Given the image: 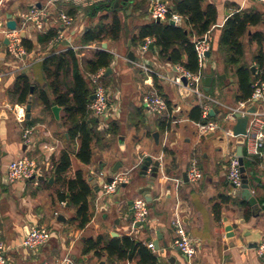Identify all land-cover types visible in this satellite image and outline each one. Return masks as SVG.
Instances as JSON below:
<instances>
[{
    "label": "crops",
    "instance_id": "0c3cea01",
    "mask_svg": "<svg viewBox=\"0 0 264 264\" xmlns=\"http://www.w3.org/2000/svg\"><path fill=\"white\" fill-rule=\"evenodd\" d=\"M165 1L169 8L174 5V0ZM135 3L136 0H130L121 2L119 6L118 14L122 18L123 29L118 39L107 37L101 43L88 45L83 44V36L103 15L107 23L111 22L110 10H91L94 5L83 7L64 0H4L0 8V21L5 24L0 26V238L7 247V264L57 262L66 255H70L76 264H139L142 260L141 254L133 259L111 261L105 252L100 255L95 251L84 252L87 240L99 236L106 239L129 236L136 240L140 248L150 249L157 264H264L263 257L257 252L258 245L264 242V148L261 157L250 158L246 146H243L250 188L260 208L258 215L253 216L251 206L238 192L240 188H235L227 179L229 153L234 149L238 153L237 139L228 141L222 130L207 135L199 134L195 124L199 120H193L189 115L194 106L200 105L199 99L194 95L182 94V88L170 80L178 73L177 64L170 58H160L155 44L154 49L148 51L141 49V43L133 44L139 28L156 21L150 15L153 0L147 2L143 9H136ZM209 3L217 9V22L210 28L211 37L217 36L227 18L240 9L252 7L264 12V2L207 0L204 7ZM32 4L47 8L50 14L45 19L43 29L30 25L22 32V41L30 40L33 47L28 49L22 42L25 54L18 58L9 51V43H5L8 39L6 21L10 15L12 19L18 20L19 27L23 15ZM61 13L74 18L70 26L63 25ZM175 25L185 28L188 36L192 40L196 39L194 34L191 36L189 33L183 15L182 20ZM52 29H57V32L61 30L63 40L39 43L38 35ZM256 30L264 31V24L251 27L243 38L246 60L249 62H252L257 52V44L248 41ZM147 40L154 43L155 38ZM69 48L77 51L80 70L90 81L94 73L88 67L89 59L99 50L108 51L113 56L108 68H100L105 70L102 82L109 94L110 110L101 117L92 115L97 118L98 129L105 131L110 123L116 122L118 133L108 134L103 148L96 145L90 164L81 162L76 156L80 142L69 141L62 106L55 104L61 107L60 118L57 119L52 108L46 110L40 101H36L35 94L28 118V103H18L17 97L12 99L9 95L17 77L22 74L29 77L33 83L32 89L36 85L47 87L44 60ZM130 51L134 52V61L128 55ZM142 65L149 66L153 72L145 71ZM210 72L214 73L211 76L215 87L214 95L210 96L219 103L212 105L210 110L211 116L217 114V118L208 119L220 121L229 127L234 122L226 117L230 109L241 102L236 100V78L232 73L226 74L223 62L213 56L211 51L205 74L210 75ZM154 76H157V82ZM66 77L62 76L64 84L72 81V68ZM203 89L205 91L204 83ZM151 91L158 92L167 103L170 101L168 114L156 116L144 108L143 96ZM22 107L26 114L24 121L18 119V111L21 113ZM252 107L264 115V103H256ZM137 109H141L140 116ZM223 113L226 115L223 116ZM163 118L171 119L170 127L166 130L160 127ZM27 119L34 121L30 125L35 129L31 143H25L23 139V131L29 127ZM155 133H159L158 139ZM46 143L55 145V150L49 153L44 148ZM64 149L70 151L72 163L68 175L74 176L77 170H82L93 188V216L84 227L78 226L79 221L72 220L76 209L59 199V192L64 191L65 186L56 183L55 178L50 182L55 174L52 158L58 159ZM49 154L50 161L43 164L42 174L38 176L40 178L9 182L7 167L11 161L24 156L41 161ZM147 156L161 159L160 174L153 184H150L151 167L146 176L140 172ZM193 158L199 162L203 178L197 182H184L182 172L188 170ZM117 163H120L118 171L113 174ZM167 168L170 169L169 173H165ZM116 174H125L128 181L116 192L104 194L101 184ZM131 181L132 185L128 187ZM150 185L151 191L145 192V195L152 196V201L148 202L149 216L146 225L137 226L132 221L134 202L131 201L144 198V194L138 190ZM178 209L189 234L198 243L197 253L191 263L174 244L172 220ZM34 225L51 230L52 237L45 245L31 249L22 245V242L28 229ZM229 226L231 229H228ZM155 241L158 242V248Z\"/></svg>",
    "mask_w": 264,
    "mask_h": 264
},
{
    "label": "trees",
    "instance_id": "16d2710c",
    "mask_svg": "<svg viewBox=\"0 0 264 264\" xmlns=\"http://www.w3.org/2000/svg\"><path fill=\"white\" fill-rule=\"evenodd\" d=\"M150 0H136V9H143ZM207 0H174V5L170 8L168 18L165 22H156L142 25L138 35L133 39V44H143L149 38H155L154 44L158 48L160 58H170L174 64L183 65L190 71L198 70V58L195 50L196 39L210 30L217 22V9L213 4L204 3ZM105 10L112 12L111 22H106V16H101L97 24L92 25L85 35L82 42L84 45L101 43L107 37L118 39L123 29L122 18L119 16L120 7H115L114 3H102L94 5L91 10ZM74 11H71L73 13ZM176 12L184 16L186 25L191 36H196L192 40L185 28L169 23L171 13ZM264 24V12L256 8H245L233 13L227 18L217 36L212 37L211 48L213 56L221 59L224 64L226 74L232 73L236 78L238 86L237 101H247L253 94L257 80H264V31L256 30L249 37V42L257 44V52L253 56L252 62L246 60V45L243 41L251 27ZM57 35V29L49 30L38 35L39 43L46 44ZM26 48L31 49L33 44L30 40L23 39ZM186 55V58H183ZM113 56L105 50H99L95 56L88 61V67L95 73L100 68H108ZM255 66V71L252 70ZM72 68L73 79L64 84L62 76L67 78L68 70ZM46 76L47 87L36 85L33 90V83L25 74L19 75L13 88L9 91L12 99L17 97L18 103H29V98L36 94V101H40L46 110L58 104L63 107L65 124L68 125V139L71 143L80 142L76 152L77 158L90 164L95 154V147L106 146L105 139L108 134H117L118 125L116 122L110 123L107 130L98 129L97 118L92 115L90 109V96L93 86L89 77H86L80 70L77 51L72 48L66 51L47 57L43 64ZM207 74V73H206ZM214 76L213 72L208 73ZM157 82V76H154ZM214 83L208 95H214ZM170 105V101L168 100ZM141 115V109H137ZM190 118L202 121V108L200 105L194 106L190 111ZM226 113H223L225 116ZM208 118L215 119L209 115ZM171 119L163 118L160 120V127L166 130L170 127ZM27 124L33 125V119H27ZM168 122V123H167ZM53 170L55 171L56 183L60 182L65 186V190L59 192V199L68 202L76 209L73 221H79V227L88 224L93 216L92 199L93 188L87 182L82 170H77L74 176L68 173L72 166L70 151H61L58 159L52 158ZM69 192V196L67 195ZM95 251L97 254L105 252L107 257L113 260L133 259L138 254L142 255L139 264H157L155 255L147 247H141L136 240L129 236L122 238H109L99 236L96 239H89L86 242L84 252Z\"/></svg>",
    "mask_w": 264,
    "mask_h": 264
},
{
    "label": "built area",
    "instance_id": "2783aa9c",
    "mask_svg": "<svg viewBox=\"0 0 264 264\" xmlns=\"http://www.w3.org/2000/svg\"><path fill=\"white\" fill-rule=\"evenodd\" d=\"M66 2L73 3L77 6H93L102 3H111L115 0H64ZM257 2H264V0H251ZM4 0H0V8ZM170 8L165 0H153L150 15L152 19L167 20ZM47 8H42L36 4H32L29 10L23 15L22 24L14 30L5 28L6 36L9 39V51L16 57L21 58L25 54V48L22 44V32L25 31L30 25L35 26L38 29H43L45 25V19L49 15ZM60 18L64 26H70L74 18L67 13H61ZM171 20L177 24L182 20V15L179 13H171ZM4 22L0 21V26H4ZM210 31H207L203 37L196 39L195 50L198 58V70L193 72L186 69L183 65L177 64L176 70L177 75L171 77L170 80L182 88V94L196 96L202 107V121H197L195 124L200 135H207L214 133L218 130H222L225 138L228 141L233 139L238 140V136L233 132V124L236 122V113H240L242 116H249L247 124V134L243 136V146H246L247 153L250 158L261 157L263 155L264 148V115L254 111L251 112L253 104L264 103V80H257L255 83V89L252 96L247 101H241L238 106L232 107L227 120L233 121L229 127H225L222 122L208 119L212 105L218 104L219 101L208 95L203 89L204 79L206 77L205 68L208 63L209 57L207 52L210 51L212 37ZM64 38V34L61 30H58L57 35L52 41L60 42ZM152 43L151 40L145 41L141 45L143 51L149 50V45ZM145 71L153 72L152 69L147 65H142ZM105 73L104 69H100L96 73L91 75V83L93 85V94L95 98L91 100L90 109L92 114L96 117H101L108 114L110 110V99L106 86L102 82V77ZM144 108L156 116H164L168 114V103L167 100L156 91L147 92L143 96ZM22 112L18 111V119L24 121L26 119L25 108L22 107ZM34 127H26L23 131V139L25 143H31L34 134ZM44 148L50 152L54 151L56 146L52 144H44ZM50 161V154L45 155L44 159L39 161L32 157H21L17 160H13L7 167V178L9 182L14 183L18 180H29L36 179L42 174L43 164H48ZM188 178L191 182H197L203 178V171L196 158H193L190 162L187 170ZM103 175V172H101ZM227 179L231 185L235 188H241L243 185V173L241 171V164L239 155L234 149L229 153L228 160V172ZM128 181V177L125 174H116L113 176L111 182H103L101 189L104 194L109 195L118 189L120 184ZM149 216L148 202L143 197H139L134 200L132 221L134 224L137 222L146 221ZM172 225L175 231L174 244L179 250L185 255L189 263L197 253L198 243L189 234L186 223L184 221L181 212L176 210ZM52 237L51 230L40 227L32 226L29 229L28 234L24 238L22 245L25 247L36 249L39 246L45 245ZM7 247L4 241L0 238V264H7L8 259L6 256ZM257 252L260 256L264 257V242L260 243L257 247ZM43 264H76L74 259L70 255L64 256L57 262L46 261Z\"/></svg>",
    "mask_w": 264,
    "mask_h": 264
},
{
    "label": "water",
    "instance_id": "95a60500",
    "mask_svg": "<svg viewBox=\"0 0 264 264\" xmlns=\"http://www.w3.org/2000/svg\"><path fill=\"white\" fill-rule=\"evenodd\" d=\"M130 0H116L114 5L116 7H119L121 2L122 3H127ZM157 22H161L160 19H156ZM170 23L172 25H175V22L173 20L170 21ZM18 24V20L17 19H12L10 15H8V19L6 21V26L8 29L10 30H14L16 29ZM24 35V34H23ZM5 43H9V40L6 39ZM104 47H106V43H104ZM149 49L153 50L154 49V43H150L149 45ZM129 57H131V59L134 61L135 60V55L134 52L130 51L129 52ZM207 56H210V51L207 52ZM253 71H255V66L251 67ZM224 78L226 77L225 75H222ZM213 81V77L211 75H206L205 80H204V84H205V91H209L211 88V84ZM33 90V89H32ZM95 98V94H92L90 96V100H93ZM31 100H32V96H30L29 98V103L27 104L26 108H27V117L29 118L31 116ZM52 110L56 116L57 119L60 118V110L61 107L58 105H54L52 107ZM256 109L255 107H252L250 109L251 112H254ZM213 112V110L211 111V113ZM236 117V122L233 125V132L235 135H237L239 138L237 140V143L239 144L238 146V155H239V160H240V164H241V171L243 173V185L240 189H238V192L241 194V197L248 202V204L251 206L252 210H253V216H257L258 215V210L260 209L256 199L253 195V192L251 191L250 188V184H249V179H248V175L246 173V168L244 165V157H243V136L247 134V124H248V120H249V116H242L240 113H236L235 115ZM155 138L158 139L159 138V133H155ZM120 165V163H117L116 166L113 168L112 173H116L118 171V166ZM151 167V177L152 180L150 181V184H153L155 182V180L159 177L160 174V170H161V159L160 158H156L153 159L152 156H147L142 165H141V174L143 175H148V170ZM170 169H165V173H169ZM55 174L52 175V177L50 178V182H52L55 178L54 176ZM182 177H183V181L184 182H188L189 178H188V173L187 171H183L182 172ZM40 178V177H38ZM108 182H111L113 180V176L111 175L110 177H108ZM125 185V183H123ZM170 187V186H169ZM152 185L150 186H145L142 187L141 189L138 190V192L140 194H144V198L146 199L147 202H151L152 201V196L151 195H145L146 191H151ZM134 201L132 200L131 203H133ZM137 226H142V225H146V221L143 222H137L136 223ZM228 229H231V226L228 227ZM29 232V229H28ZM28 234V233H27ZM155 246L158 248V242L155 241L154 242ZM264 259V257H263ZM264 261V260H263Z\"/></svg>",
    "mask_w": 264,
    "mask_h": 264
},
{
    "label": "rangeland",
    "instance_id": "374dc122",
    "mask_svg": "<svg viewBox=\"0 0 264 264\" xmlns=\"http://www.w3.org/2000/svg\"><path fill=\"white\" fill-rule=\"evenodd\" d=\"M98 149V148H97ZM97 152L99 153L98 155H100V152H99V150H97ZM74 168H77L76 166L74 167ZM134 175V173H132V176ZM130 176H131V174H130ZM96 179H98V181H99V178H96ZM122 184H120L119 186H118V188L121 186ZM132 185V181H131V183L130 184H128L127 186L128 187H130Z\"/></svg>",
    "mask_w": 264,
    "mask_h": 264
}]
</instances>
